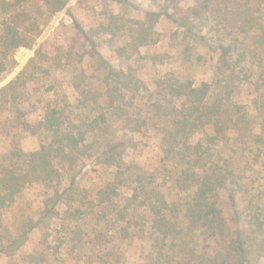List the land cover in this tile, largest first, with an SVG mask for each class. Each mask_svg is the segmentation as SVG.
<instances>
[{"label":"trees","instance_id":"obj_1","mask_svg":"<svg viewBox=\"0 0 264 264\" xmlns=\"http://www.w3.org/2000/svg\"><path fill=\"white\" fill-rule=\"evenodd\" d=\"M70 1L0 0V82L16 66V51L33 48L42 26ZM147 2L143 18L105 8L98 26L80 35L91 47L94 38L109 35L120 40L117 57L138 60L145 58L141 49L157 41L156 24L168 19L191 45L208 35L214 54L209 80L196 84L169 74L148 82L132 70L110 67L97 89L91 80L99 75L60 59L56 65L72 73L74 102H51L35 123L18 117L23 131L46 133L49 140L26 151L14 134L10 151L0 156V213L27 188L48 191L35 217L12 234L0 232V256L9 258L7 264H43L44 253H24L23 263L13 257L36 230L47 243L56 219L67 235H57L48 250L59 253L65 236L72 252L88 248V264H126L115 245L136 231L147 232L144 264H250L251 254L261 250L264 209L238 213L230 233L221 195L236 204L251 188L247 172L264 157V0ZM21 76L0 87V111L21 112ZM243 88L250 90L246 99ZM148 132L160 136L153 172L127 159ZM84 160L107 174L89 189L78 177ZM159 179L184 194L179 202L166 195ZM251 203L264 207V198ZM141 211L147 216L144 228L138 227ZM241 220L248 226L240 227ZM209 239L220 247L213 251L199 242Z\"/></svg>","mask_w":264,"mask_h":264},{"label":"rangeland","instance_id":"obj_2","mask_svg":"<svg viewBox=\"0 0 264 264\" xmlns=\"http://www.w3.org/2000/svg\"><path fill=\"white\" fill-rule=\"evenodd\" d=\"M193 1L195 0H187V3ZM105 8H112L116 13L133 18H143L144 12L149 9L147 0H71L64 9L49 18L47 23L42 26V34L38 37L33 48H20L16 51L17 64L13 71L0 82V87L19 75L26 78V85L19 98L21 112H11L10 109L4 112L0 111V156L10 151L14 134L16 139H19L21 147L26 151L36 150L49 140L46 133L31 135L23 131L18 117L22 121L35 123L42 118L46 106L51 102H60L64 98L74 102L76 93L69 84L72 73L56 65L61 60V63L70 60L77 64L79 69L86 67L99 75V78L91 80L92 86L97 89H102V76L105 69L110 67H123L132 70L137 76L148 82L164 78L169 74L191 79L196 84L209 80L214 54L211 51L208 35L195 38L191 45L186 42L183 32L178 30L168 19H162L156 24L154 30L157 41L141 49V54L145 58L124 61L117 57L114 47L120 43V40H112L109 35H99L94 38V46L91 47L80 33L98 26L105 17ZM51 85L57 87L56 90H53L58 93L55 97L53 91L48 90ZM249 92V88H243L241 91L245 95V99ZM138 138L141 141L138 148L128 151L127 159L153 172L158 167L160 159V136L154 132H148ZM93 164L92 160H84L78 169L81 184L86 185L88 189L107 178V174L103 170L95 168ZM246 175L251 188L246 194L240 195L236 204L228 202L227 193L221 195L222 208L230 225V233L236 227L233 218L238 216V213L246 215L252 207L251 212L254 215L264 209V207H260L259 203L257 205L251 203L252 199L256 201L264 198V157L261 158L259 164L252 166ZM159 183L161 189L173 201L179 202L180 195H184L174 190L171 183L165 182L163 179H159ZM47 194L48 191L41 185L25 189L10 208L0 213V232L12 234L24 219L35 217L42 208ZM146 221L147 216L141 211L138 227H143ZM247 222V220H241L240 227L248 226ZM61 223L60 219H56L52 223L50 229L52 234L47 243L43 242L42 231H34L24 249L13 259L23 263L24 253H44L43 264H88L85 258V251H88V248L80 250V252H72L70 238L65 237L67 231ZM146 233L136 231L131 239L120 240L116 243L117 253L126 264L145 263V257L149 250ZM57 235H65L63 239H66L67 242L59 253L52 254L53 250L49 249V251L47 244L55 245ZM261 238L263 246L261 250L251 254L250 264H264V235ZM199 242L203 244L208 242L213 251L220 247L215 240L211 239ZM89 252L87 253L89 254ZM8 261V257L0 256V264H7ZM95 264H99V260H96Z\"/></svg>","mask_w":264,"mask_h":264}]
</instances>
